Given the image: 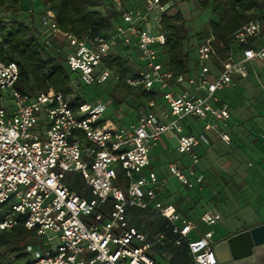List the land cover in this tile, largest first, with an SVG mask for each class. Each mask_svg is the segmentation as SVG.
<instances>
[{"label":"built area","instance_id":"obj_1","mask_svg":"<svg viewBox=\"0 0 264 264\" xmlns=\"http://www.w3.org/2000/svg\"><path fill=\"white\" fill-rule=\"evenodd\" d=\"M109 3L126 28L79 40L59 32L51 11L40 19L67 45L71 88L118 82V72L106 67L118 54L127 67L123 82L158 97L144 102L132 120L111 122L103 117L109 105L103 100L71 106L72 96L19 90V66L0 59V232L19 223L35 232L20 264H158L149 254L153 243L127 219L133 208L151 210L169 221L175 245L187 242L192 264H219L211 233L190 239L196 225L160 198L165 180L144 171L155 141L171 134L190 155L188 166H168L171 175L187 188L201 180L193 169L198 150L210 147L211 135L230 143V106L222 94L248 77V68L264 66V18L237 29L222 57L209 34L188 73L176 75L160 30L170 0ZM131 50L137 59L123 56ZM197 125L200 132H193ZM73 174L82 181L80 193L66 183ZM200 221L214 225V214L205 212Z\"/></svg>","mask_w":264,"mask_h":264},{"label":"rangeland","instance_id":"obj_2","mask_svg":"<svg viewBox=\"0 0 264 264\" xmlns=\"http://www.w3.org/2000/svg\"><path fill=\"white\" fill-rule=\"evenodd\" d=\"M170 2L173 6L168 13L179 12L186 21L189 38L185 48L190 53L192 64L197 59L196 47L209 30V20L214 18L209 11L199 10L198 0H170ZM24 7L28 8L21 13L1 10L0 19L19 20L24 24L36 26L42 32L43 40L51 41L54 47L60 49L59 55L65 59L64 56L68 51L65 41L62 37H55L40 23L39 2L24 0ZM153 22V20L150 21V23ZM119 25L127 27V24L120 20L115 23V26ZM53 53V55L57 54ZM127 55L134 60L137 59L136 50L123 52L124 57ZM248 70V77L236 81L232 88L223 93L226 102L232 107L231 110L235 109L230 121H233L239 111L243 112L242 120L254 118L255 123L264 121V66L248 68ZM112 87L111 83L91 86L80 83V87L75 91L81 94L84 102L100 99L109 103L103 115L107 121L115 122L116 119H121L122 122H128L129 118H134L137 110L144 106L142 104L137 107L139 99L136 92L131 93L123 105L115 106L109 96ZM8 107L12 108V105L8 103ZM243 122L238 126L239 132L242 133L241 144L225 145L217 140V137H213L212 141L218 146L203 149L199 162L193 165V169L201 180L192 188L180 185L168 169V164L171 162L183 161L190 164V155L184 153L174 140H170L168 149L160 152L155 150L153 154L154 167L165 180L162 191L165 196L163 201L174 205L183 217L196 225V231L189 235L190 239L210 232L213 241L218 244L226 242L230 236L238 232L264 223V163L254 153L256 144L258 146L264 143L261 140L264 131L261 130L262 127L261 129L251 128V123ZM231 133L235 134L234 131ZM159 142L160 139L156 140L155 144ZM198 152H201V149ZM222 171H225L227 176H224ZM151 173L149 169L144 171L146 177H149ZM249 174L253 176L249 177ZM205 212L214 214V225H206L200 221V217ZM152 232L147 229L145 235L151 239ZM153 246H151L150 255L156 262L172 264L170 257L162 251L163 244H160L158 249ZM228 264H264V245L254 248L250 257L237 261L231 260Z\"/></svg>","mask_w":264,"mask_h":264},{"label":"trees","instance_id":"obj_3","mask_svg":"<svg viewBox=\"0 0 264 264\" xmlns=\"http://www.w3.org/2000/svg\"><path fill=\"white\" fill-rule=\"evenodd\" d=\"M37 1L40 5L39 19L46 11H51L59 32L74 35L79 40L105 34L113 30L115 23L119 21L118 13L109 0ZM197 4L199 10L209 11L214 18L209 20V30L205 37L209 34L214 36L221 57L229 47L231 35L237 29L253 18H264V0H198ZM27 8L24 7V0H0V11L6 9L11 13H21ZM185 22L179 12L164 13L160 19V30L166 37L163 52L169 67L176 75L188 73L191 67L190 53L185 48L189 38ZM0 37V59L4 62H15L19 66V90L72 96L71 106L83 101L81 94L76 93L70 86L74 75L67 69L65 59L59 55L60 49L54 47L51 41L43 40V34L36 26L19 20L0 19ZM219 43H222L224 49L219 47ZM53 52L57 54L53 55ZM106 61V67L117 71L120 76L118 82H111L113 87L109 96L112 104L117 107L123 105L133 92L138 94L137 107L146 101L157 99V93L134 91L123 82L127 67L118 54L110 56ZM202 152L203 149L199 153L200 157ZM66 183L71 190L80 193L82 181L78 174L68 176ZM127 219L131 226L144 234L147 229L153 231V237H147V240L157 249L163 244L162 251L170 257L172 264H192L187 242L182 241L180 245H175L176 235L172 233L166 218L151 210L133 208L129 210ZM34 238L35 232L25 229L22 223L9 231L0 232V264L22 263L26 259L23 248L33 242Z\"/></svg>","mask_w":264,"mask_h":264},{"label":"crops","instance_id":"obj_4","mask_svg":"<svg viewBox=\"0 0 264 264\" xmlns=\"http://www.w3.org/2000/svg\"><path fill=\"white\" fill-rule=\"evenodd\" d=\"M241 81V80H240ZM222 96H223V98L225 99V95L224 94H222ZM226 100V99H225ZM230 106V105H229ZM231 108L232 107H230V119H231V116H233L234 114H233V111L235 110H231ZM236 110H238V108H236ZM239 111V110H238ZM238 115L237 116H235L234 118H233V121H230L229 120V123H228V133H229V136H230V143L229 144H241L242 143V133H241V131L239 132V127L238 126H240L242 123H244L243 121H245V123L247 124V123H251V128H259V129H261L260 127H262V129L261 130H263L264 131V121L263 120H260L258 123H255V120H254V118H247V119H245V120H242L241 119V117L243 116V112L241 111H239L238 113H237ZM236 118V119H235ZM133 118H129V121L130 120H132ZM196 128H195V130L193 131V132H200V126L199 125H197V126H195ZM188 132H191V129H186ZM231 131H234L235 132V134H233V133H231ZM263 136H264V132H262V135H261V140L262 141H264V139H263ZM213 137H216L215 135H211L210 136V141H211V145H210V147L211 146H218L217 145V143H215V142H213L212 141V138ZM174 140L175 141V143H176V140L174 139V137L171 135V134H165V135H163L161 138H160V142L158 143V144H155V146L153 147V149H152V151H151V154H150V166H149V170L151 171V172H153V173H155L159 178H162L159 174H160V172L158 171V170H156V168L154 167V163H153V154L155 153V150L157 151V152H160V151H163V150H165V149H168L170 146H169V144H170V140ZM217 140H219L218 138H217ZM220 141V140H219ZM221 142V141H220ZM223 143V142H222ZM223 144H225V143H223ZM226 145V144H225ZM209 147V148H210ZM256 147V148H255ZM254 148L256 149L255 151H254V153L257 155V158H259L260 160H261V162L262 163H264V143H262V145H258L257 146V144H256V146H255ZM208 149V148H207ZM171 163H174V164H176L178 167H180V168H182V167H186V166H188L189 164H186V162H183V161H178V162H171ZM171 163H169L168 164V166L171 164ZM248 166H250V164H248ZM222 174L224 175V176H227V173L225 172V171H222ZM253 176V174H249V177L250 176ZM230 176V175H229ZM251 176V177H252ZM160 198L163 200V198H165V196H164V194H162L161 196H160ZM195 239V238H194Z\"/></svg>","mask_w":264,"mask_h":264},{"label":"water","instance_id":"obj_5","mask_svg":"<svg viewBox=\"0 0 264 264\" xmlns=\"http://www.w3.org/2000/svg\"><path fill=\"white\" fill-rule=\"evenodd\" d=\"M221 243H225L230 257V260L226 264L231 260L237 261L250 257L253 254L254 248L264 245V223L238 232L230 236L226 242ZM219 244L215 243L214 252L218 263L225 264L217 251V245Z\"/></svg>","mask_w":264,"mask_h":264},{"label":"bare ground","instance_id":"obj_6","mask_svg":"<svg viewBox=\"0 0 264 264\" xmlns=\"http://www.w3.org/2000/svg\"><path fill=\"white\" fill-rule=\"evenodd\" d=\"M217 251L219 253L220 258L226 264L230 260V257L226 249L225 243H220L219 245H217Z\"/></svg>","mask_w":264,"mask_h":264}]
</instances>
